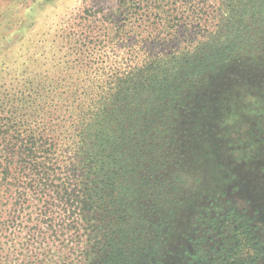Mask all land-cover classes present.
<instances>
[{"label":"trees","instance_id":"1","mask_svg":"<svg viewBox=\"0 0 264 264\" xmlns=\"http://www.w3.org/2000/svg\"><path fill=\"white\" fill-rule=\"evenodd\" d=\"M116 3L53 68L0 69V264H153L188 193L183 140L236 70L264 73V0ZM224 217L217 253L255 263L250 220Z\"/></svg>","mask_w":264,"mask_h":264},{"label":"rangeland","instance_id":"2","mask_svg":"<svg viewBox=\"0 0 264 264\" xmlns=\"http://www.w3.org/2000/svg\"><path fill=\"white\" fill-rule=\"evenodd\" d=\"M116 5V0H0V69L53 68L54 56L67 51L68 33L86 32L92 21L107 22ZM246 70H236V94L210 104L202 127L183 140L185 161L179 167L187 171L188 193L173 215L166 214V234L153 264H232L229 255L217 253L231 245L219 233L230 238L233 224L224 217L230 209L250 220L264 247V73ZM253 251L252 264H264V250Z\"/></svg>","mask_w":264,"mask_h":264}]
</instances>
